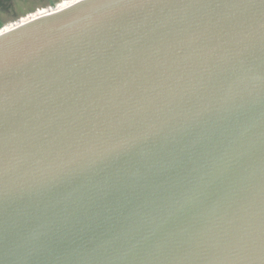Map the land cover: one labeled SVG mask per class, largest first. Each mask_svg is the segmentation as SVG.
Wrapping results in <instances>:
<instances>
[{
    "label": "water",
    "instance_id": "1",
    "mask_svg": "<svg viewBox=\"0 0 264 264\" xmlns=\"http://www.w3.org/2000/svg\"><path fill=\"white\" fill-rule=\"evenodd\" d=\"M0 264H264V0L0 33Z\"/></svg>",
    "mask_w": 264,
    "mask_h": 264
},
{
    "label": "rangeland",
    "instance_id": "2",
    "mask_svg": "<svg viewBox=\"0 0 264 264\" xmlns=\"http://www.w3.org/2000/svg\"><path fill=\"white\" fill-rule=\"evenodd\" d=\"M79 0H0V33L44 14L68 7Z\"/></svg>",
    "mask_w": 264,
    "mask_h": 264
},
{
    "label": "trees",
    "instance_id": "3",
    "mask_svg": "<svg viewBox=\"0 0 264 264\" xmlns=\"http://www.w3.org/2000/svg\"><path fill=\"white\" fill-rule=\"evenodd\" d=\"M4 23L2 22L1 18H0V31L4 28Z\"/></svg>",
    "mask_w": 264,
    "mask_h": 264
},
{
    "label": "bare ground",
    "instance_id": "4",
    "mask_svg": "<svg viewBox=\"0 0 264 264\" xmlns=\"http://www.w3.org/2000/svg\"><path fill=\"white\" fill-rule=\"evenodd\" d=\"M49 14V13H48ZM44 15H46V14H44ZM43 16V15H42ZM38 17H40V16H38ZM38 17H36V18H38ZM36 18H34V19H36ZM32 20V19H31ZM30 21V20H29ZM28 22V21H27ZM26 23V22H25ZM7 31H9V30H7ZM2 33H4V32H2Z\"/></svg>",
    "mask_w": 264,
    "mask_h": 264
}]
</instances>
